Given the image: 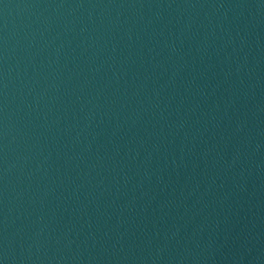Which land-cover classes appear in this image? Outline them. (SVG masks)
I'll list each match as a JSON object with an SVG mask.
<instances>
[{
    "label": "water",
    "instance_id": "1",
    "mask_svg": "<svg viewBox=\"0 0 264 264\" xmlns=\"http://www.w3.org/2000/svg\"><path fill=\"white\" fill-rule=\"evenodd\" d=\"M0 264H264V0H0Z\"/></svg>",
    "mask_w": 264,
    "mask_h": 264
}]
</instances>
